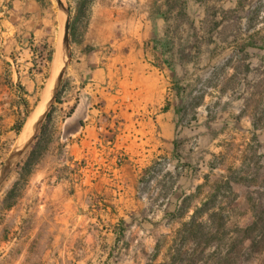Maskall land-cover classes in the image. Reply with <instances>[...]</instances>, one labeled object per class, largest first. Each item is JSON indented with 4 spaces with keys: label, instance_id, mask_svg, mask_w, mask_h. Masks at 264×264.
Wrapping results in <instances>:
<instances>
[{
    "label": "rangeland",
    "instance_id": "374dc122",
    "mask_svg": "<svg viewBox=\"0 0 264 264\" xmlns=\"http://www.w3.org/2000/svg\"><path fill=\"white\" fill-rule=\"evenodd\" d=\"M50 1L61 30L59 2L69 10L68 65L73 48L77 63L106 53L114 80L126 77L117 85L125 110L173 124L157 130L166 145L146 158L118 144L74 161L61 140L69 112L58 110L59 88L44 129L0 185V264H264L257 232L237 237L264 211V0ZM124 39L133 41L116 49ZM25 133L0 140V172ZM81 169L97 189L93 206L77 210ZM33 179L50 182L45 210L35 198L10 213L40 195Z\"/></svg>",
    "mask_w": 264,
    "mask_h": 264
},
{
    "label": "crops",
    "instance_id": "0c3cea01",
    "mask_svg": "<svg viewBox=\"0 0 264 264\" xmlns=\"http://www.w3.org/2000/svg\"><path fill=\"white\" fill-rule=\"evenodd\" d=\"M95 27V24H91L90 32ZM131 39L114 41L116 49ZM93 40L89 34L87 42ZM95 41L106 43L108 40L99 38ZM62 45L63 30L59 27L57 11L50 0H0L1 141L15 139L23 128L18 131V127L23 126L43 100L45 88L54 79L56 54H61ZM73 49L71 63L60 87L63 97L58 104L60 113L69 112L61 123V140L67 142L66 149L73 160L95 159L100 155L98 152L106 153L118 144L142 159L161 152V147L166 143H162L163 136L157 130L165 132L170 129L173 116L165 114L155 119L146 115L138 118L131 116L117 95L120 92L117 85L121 86L126 77L114 80L113 62L105 59L106 53H84L77 63V49ZM123 71L125 73L127 70ZM168 145L170 149L173 148L172 144ZM86 171L79 170L85 178L77 184V210L92 207L95 203L97 186H94ZM28 186L31 191L38 189L40 195H27L9 209L10 213L15 212L22 202H25L27 212V204L35 198L38 200L37 210L40 213L45 210L50 182L47 179H33ZM57 186L65 187L67 181L62 180ZM129 187L130 184H127ZM105 188L108 195L111 189ZM125 196L131 203H136L135 194H130L129 189L124 190Z\"/></svg>",
    "mask_w": 264,
    "mask_h": 264
},
{
    "label": "water",
    "instance_id": "95a60500",
    "mask_svg": "<svg viewBox=\"0 0 264 264\" xmlns=\"http://www.w3.org/2000/svg\"><path fill=\"white\" fill-rule=\"evenodd\" d=\"M59 7L61 10V14L64 19V26H63V45L61 49V59H62V68L60 70V73L58 74L56 80H55V85H54V90L52 95L50 96L47 104L46 110L43 112L41 115L40 119L38 120L33 132L28 138V141L26 144L18 148L8 159L6 164L4 165L2 171L0 172V185L3 183V181L6 179V177L10 174L12 171L13 167L16 165L18 162L19 158L22 156V154L26 151V149L29 148V146L32 144V142L35 140V137L41 128L44 120L47 117V114L54 102V100L57 97V94L59 92L60 85L63 81V78L67 72L68 68V63H69V57H70V48H71V40H70V16H69V10L68 8L62 3L59 2ZM24 129V127H23Z\"/></svg>",
    "mask_w": 264,
    "mask_h": 264
},
{
    "label": "bare ground",
    "instance_id": "6f19581e",
    "mask_svg": "<svg viewBox=\"0 0 264 264\" xmlns=\"http://www.w3.org/2000/svg\"><path fill=\"white\" fill-rule=\"evenodd\" d=\"M64 20V19H63ZM62 25V24H61ZM63 26H64V21H63ZM62 38V37H61ZM62 44V43H61ZM58 45V44H57ZM60 49V48H59ZM62 60V59H61ZM60 65L62 66V61H60L59 58V53L56 54V60H55V67H54V79L51 80V82L48 84L47 88L44 90V93H46L45 95L47 97H44V100L41 101V103L39 104V106L37 107V109L28 117V120L26 122V125L24 127V131H26L24 137L25 140H28L29 136L31 135V133L33 132L38 120L40 119L41 115L43 114V112L46 110L47 108V104H48V98L52 95L53 93V86L51 85L52 82L55 81V77L56 75L59 73L60 71ZM50 86H52L51 90L49 91L48 89L50 88Z\"/></svg>",
    "mask_w": 264,
    "mask_h": 264
},
{
    "label": "trees",
    "instance_id": "16d2710c",
    "mask_svg": "<svg viewBox=\"0 0 264 264\" xmlns=\"http://www.w3.org/2000/svg\"><path fill=\"white\" fill-rule=\"evenodd\" d=\"M58 101V100H57ZM22 128V126L18 127V131H20ZM44 129V126L41 127V131ZM32 159L26 161L24 164V168L23 171H25L26 169L27 172L30 174L32 172V170L30 169L32 167ZM254 232L256 233L255 237H260L261 240L260 241H264V211H262L258 216H257V220L254 222V224L251 227H248L247 229L244 230H239L238 234L239 236H237L238 238H240L242 241H240V239L238 240V243H242L244 239L247 238H253L254 237ZM254 233V234H253Z\"/></svg>",
    "mask_w": 264,
    "mask_h": 264
}]
</instances>
